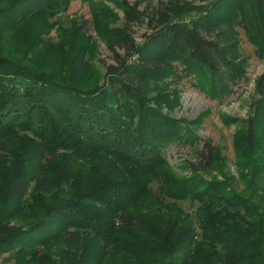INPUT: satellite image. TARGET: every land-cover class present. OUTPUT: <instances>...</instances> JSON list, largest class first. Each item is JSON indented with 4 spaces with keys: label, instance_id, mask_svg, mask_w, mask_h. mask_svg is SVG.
I'll use <instances>...</instances> for the list:
<instances>
[{
    "label": "trees",
    "instance_id": "trees-1",
    "mask_svg": "<svg viewBox=\"0 0 264 264\" xmlns=\"http://www.w3.org/2000/svg\"><path fill=\"white\" fill-rule=\"evenodd\" d=\"M71 2L14 0L0 10V31L9 32L29 19L57 16ZM122 3L128 26L121 30L125 40L116 45L127 55L123 57L111 46L115 64L107 67L102 86L84 89L0 59V148L8 141L31 140L28 135L32 136L35 145L27 154L26 170L33 175L36 191L50 187L44 172L55 166L60 154L84 157L89 166L110 174H114L115 162L135 167L128 179L100 188L102 199L88 193L77 200L57 201L26 226H16L13 213L1 211L0 258L13 249L34 252L63 238L75 250L66 264H87L88 254L79 244L80 231L106 237L127 227L153 238L151 247L157 253L174 255L170 264L246 263L264 251V212L234 195L226 184L208 183L196 174L214 167L216 147L205 140L195 148L201 138L182 120L165 114L160 107L167 102L160 94L154 98L152 92H160L169 77L181 84L203 74L209 95L220 102L234 95L247 80L250 61L241 49L239 29L251 33L255 56L264 60V17L258 15L264 12V0H213L206 8L190 12L174 11L172 2L164 0ZM142 4L145 7L140 11ZM251 4L256 14L250 23ZM135 26L147 27L140 43L129 31ZM89 67L76 54L70 60L69 75L78 80ZM255 90L258 98L253 113L243 121L247 127L243 136L251 148L259 142V132H264V72L256 79ZM176 142L194 147L190 168L195 176L189 179L174 177L164 157L167 147ZM257 167L264 173V164ZM151 180L159 183V195L204 204L196 221L202 240L195 241L196 229H187L185 223L148 225L133 214L118 215V221L90 205L98 201L111 211L105 203L107 194L131 191L135 199L148 191Z\"/></svg>",
    "mask_w": 264,
    "mask_h": 264
},
{
    "label": "rangeland",
    "instance_id": "rangeland-1",
    "mask_svg": "<svg viewBox=\"0 0 264 264\" xmlns=\"http://www.w3.org/2000/svg\"><path fill=\"white\" fill-rule=\"evenodd\" d=\"M127 1L135 4L139 0ZM164 1L166 4L172 2L170 6L174 11L190 12L206 8L213 0ZM13 2L0 0V10L8 8ZM144 7L142 4L139 10L143 11ZM247 13L251 23L256 14L252 4ZM258 15L264 17V12ZM125 26L128 24L122 0H72L68 9L57 16L29 19L18 27L7 29L9 32L0 31V59L43 72L59 81L72 82L84 89L96 88L104 85L107 67L115 64L111 46L119 49L123 57L127 55L116 45V42L125 40L121 33ZM146 30V26H135L129 31L140 43ZM250 34L239 29L241 49L250 61L247 80L231 97L220 102V98L209 95L207 84L201 79L203 74L181 84L174 77H169L160 85V92H152V96L156 98L160 94L169 103H163L160 109L171 118L182 120L187 129L201 138L195 148L202 147L205 140H210L216 147L214 167L196 174L208 183L226 184L229 191L250 202L262 213L264 173L257 165L264 164V132H259V142L254 148L243 136L247 130L243 121L253 113L254 101L258 98L255 81L264 72V60L255 56ZM76 54L90 63L78 80L72 79L68 71L70 60ZM154 101L152 105H155ZM28 136L31 140L14 139L0 148V212L7 210L13 213L12 222L18 227L28 225L32 218L44 216L46 209L57 201L77 200L88 193H92L96 200L102 199L100 188L112 186L116 180L128 179L130 172L135 171L131 164L119 161L114 163V174H110L89 166L84 157L60 154L56 156L55 166L44 172L50 187L38 192L33 175L26 170L27 154L35 145L32 136ZM194 147L180 142L167 147L164 157L174 177L189 179L195 176L190 168V163L195 161ZM147 185L148 191L141 192L135 199L131 191H120L118 196L107 194L105 203L112 207L111 211L98 201L90 205L118 221L124 214H133L148 225L165 226L166 223L177 222L182 226L185 223L187 229H196L198 236L195 241L202 240L196 221L204 204L159 195L157 181L151 180ZM248 218L254 219L251 216ZM79 239L80 246L88 254L87 264H170L175 257L157 253L151 247L153 238L127 227L106 237L80 231ZM74 252V248L61 238L38 247L34 252H27L25 248L13 249L1 256L0 264H66L69 256L75 255ZM243 264H264V251Z\"/></svg>",
    "mask_w": 264,
    "mask_h": 264
}]
</instances>
